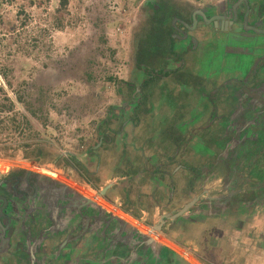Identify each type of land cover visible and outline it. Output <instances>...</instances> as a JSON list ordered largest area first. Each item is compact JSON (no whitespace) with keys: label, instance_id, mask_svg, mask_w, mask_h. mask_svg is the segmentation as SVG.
Segmentation results:
<instances>
[{"label":"flooded vegetation","instance_id":"1","mask_svg":"<svg viewBox=\"0 0 264 264\" xmlns=\"http://www.w3.org/2000/svg\"><path fill=\"white\" fill-rule=\"evenodd\" d=\"M187 6H152L167 50L99 131L97 171L0 177V264H264V0Z\"/></svg>","mask_w":264,"mask_h":264},{"label":"rangeland","instance_id":"2","mask_svg":"<svg viewBox=\"0 0 264 264\" xmlns=\"http://www.w3.org/2000/svg\"><path fill=\"white\" fill-rule=\"evenodd\" d=\"M61 1L0 0V67L6 69L13 86L1 74L0 81L16 101L15 113L28 116L38 133L21 139L18 133L5 131L15 113L4 116L0 162L10 169L34 161L48 169L55 158L75 156L97 171L90 150L106 131L103 125L109 115L122 114L121 106L130 100L135 87V99L144 96L139 91L145 71L137 66V50L154 19L150 4L170 12L171 7L182 9L189 3L219 7L224 0H68L60 10ZM61 19L63 27L57 22ZM237 61L234 58L233 63ZM39 86L50 96L43 118L16 100L17 92L33 93ZM27 142L32 144L27 150L34 151L29 158L19 147ZM99 173H103L102 165ZM6 175L2 172L0 177Z\"/></svg>","mask_w":264,"mask_h":264},{"label":"trees","instance_id":"3","mask_svg":"<svg viewBox=\"0 0 264 264\" xmlns=\"http://www.w3.org/2000/svg\"><path fill=\"white\" fill-rule=\"evenodd\" d=\"M160 1H163V0H160ZM67 3H68V0H62L60 10L65 9ZM152 4L150 5L154 6V4L153 5ZM161 8L163 7L161 6ZM159 16H160V19H158V21H155V17H154V27L152 26V24L150 25V28L148 29V31L144 33V38L139 43V47L137 50L138 67H139V64H145V65L150 64L148 63V60L154 54L155 49L157 52H160L161 48H163L164 50H167L166 47H162L161 45H158V40H159L161 33L162 32L167 33L169 31L167 27L164 28V26H168L166 25L167 24L166 20L163 22V19H166L164 17V12H163V15L159 14ZM57 22L59 23V24L57 23L59 26L63 27L64 23L62 19L57 20ZM155 27H160L161 30L157 29L159 30L157 32ZM169 36H170V32H169ZM170 48H174L173 45H171ZM0 74L6 79L8 86L12 87L13 85L11 81L8 80L6 69H4L2 66L0 67ZM27 94H28V97H27ZM49 98L50 96L48 95V91L44 87H40V86L37 87V90L33 91V93H30V92L26 93L24 92V90L23 92L16 93L17 102L23 104L27 108V110H29L37 118L44 117V113L42 111L43 109L46 108V105L50 100ZM15 110H16V101L12 99L10 96H8V93L5 87L2 85L0 81V122L2 124L6 123L7 117H4V116H8V114L15 113ZM31 122L32 121L30 120L28 116L26 115L18 116L15 113L12 118V123L9 125L10 127H7L5 131L10 130L12 131L11 133L13 134L18 133L21 136V139L23 138L32 139L33 137L37 136L36 134L38 133L35 132L34 127ZM31 146L32 144L28 142L25 143L24 145L19 146L26 150L25 153H26V156H28V158L34 152V151L27 150Z\"/></svg>","mask_w":264,"mask_h":264},{"label":"built area","instance_id":"4","mask_svg":"<svg viewBox=\"0 0 264 264\" xmlns=\"http://www.w3.org/2000/svg\"><path fill=\"white\" fill-rule=\"evenodd\" d=\"M10 167L5 164L4 162H0V174L3 172V174H8L10 171Z\"/></svg>","mask_w":264,"mask_h":264},{"label":"water","instance_id":"5","mask_svg":"<svg viewBox=\"0 0 264 264\" xmlns=\"http://www.w3.org/2000/svg\"><path fill=\"white\" fill-rule=\"evenodd\" d=\"M44 171H47L46 169H44ZM105 191V190H104ZM104 191H103V193H104Z\"/></svg>","mask_w":264,"mask_h":264}]
</instances>
